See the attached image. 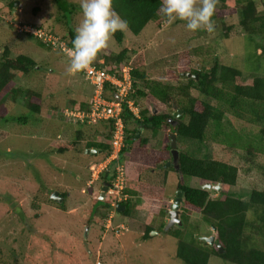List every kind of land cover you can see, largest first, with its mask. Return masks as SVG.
<instances>
[{
    "label": "rangeland",
    "instance_id": "1",
    "mask_svg": "<svg viewBox=\"0 0 264 264\" xmlns=\"http://www.w3.org/2000/svg\"><path fill=\"white\" fill-rule=\"evenodd\" d=\"M163 1L176 10L175 17L161 30L149 23L139 36H134L124 24L116 22L115 14L104 0H63L67 9L69 6L76 9L72 15L67 9L59 10V0H24L15 11L11 0H0V56L7 47L10 58L25 55L34 59L37 68L29 74H19L15 87L38 90L43 99L42 111L36 114L24 105L22 96L12 105L8 119L0 121V258L8 264L14 261L18 264H185L176 254L175 233L181 226L166 230L165 220L169 216L163 213L164 208L170 210L174 204L170 201L178 191L177 175L168 171L171 167L151 170L124 158L127 190L133 192L128 194L133 210L126 217L115 214L112 227L109 224L108 228L99 214L95 216L100 185L88 188L89 170L91 164L103 157L87 155L86 149L89 142L108 139L110 126L84 127L63 118L62 110L92 98L93 86L80 75H74L62 52L46 49L35 38L22 35L17 27L35 31L20 22L32 23L67 38L71 27L82 39L95 42L101 52L119 54L127 48L131 53L128 61L142 55L144 66L139 69L149 79L175 87L187 82L184 73L213 60L241 69L245 79L257 76L247 67L261 60L257 55L250 57L254 61L247 60L261 46L262 39L249 40L238 27L240 13L228 18L236 31L229 39H223L224 31L218 18H213V6L208 0ZM260 1L263 4L264 0ZM262 4L261 13H264ZM36 9L38 13L34 14ZM112 26L125 34L123 43L113 36ZM192 95L201 97L196 90H192ZM20 116L26 122H19ZM80 131L83 137L73 152L60 153L52 145L54 141L69 145L78 140ZM140 132V137L149 139L152 149L163 146L161 134L145 129ZM177 143L180 153L218 159L239 168L237 185L222 187L218 194L211 190L213 199L226 195L245 199L253 189H264L263 156L250 159L244 150L231 152L227 144L211 140L201 144L180 138ZM164 175L166 183H163ZM184 184L202 186L194 178H184ZM55 192L67 194L63 208L52 201ZM92 216L96 218L89 223ZM249 219L254 220L253 212ZM186 226V242L195 239L196 243L199 238L202 241L216 236L214 226L200 214H189ZM147 228L153 229L150 237H145ZM209 264L232 263L212 256Z\"/></svg>",
    "mask_w": 264,
    "mask_h": 264
},
{
    "label": "trees",
    "instance_id": "2",
    "mask_svg": "<svg viewBox=\"0 0 264 264\" xmlns=\"http://www.w3.org/2000/svg\"><path fill=\"white\" fill-rule=\"evenodd\" d=\"M62 1L59 0V10L66 11L67 7L63 6L65 2ZM104 2L115 14L116 22L124 24L134 36H139L149 23H153L161 30L176 15V10L163 0H104ZM208 2L213 6V18H218L219 27L224 31L223 39H229L231 33L236 31V27L228 22V18H233L238 13L242 17L238 27L245 32L249 40L254 42L256 37L262 39L261 46H257L254 54L247 60L254 61L250 57H255V55L261 60L256 64L253 62L247 67L251 73L257 76L245 79L241 69L213 60L207 64L201 63L199 69L189 72L193 76L198 75V80L185 76L187 82L175 87L149 79L146 72L139 69L144 66L142 55L136 56L130 63L133 69L132 79L135 90L131 99L136 106L141 108L140 105H142V108L139 118L127 109L123 114L127 147L123 150L122 159L127 157L132 164L151 170L162 169L172 160L171 148L168 145L170 134H176L178 139L182 138L201 144L209 140L227 144L229 151L244 150L250 159L257 156L264 157V63L262 61L264 60V13H261L263 6L260 5L262 2L260 0H208ZM67 10L72 15L76 9L69 6ZM37 13L38 9L34 14ZM25 25L58 37L60 41L67 44L68 48L76 51H80L82 48L80 36L71 27L68 33L70 38H67L42 26L27 22ZM111 29L115 39L119 43H123L125 34L113 26ZM22 35L35 38L46 49L50 48L61 52L58 48L50 47L44 40L38 39L32 33L22 32ZM93 44L92 63L94 65L101 66L99 60L104 59L107 66L115 62L121 66L128 60V57H131L127 48L119 54H113L98 51L99 46L95 42ZM6 49L8 48L5 47L3 56H0V121L8 119L12 105L17 104L18 99L22 96L28 110L36 114L41 113L43 99L40 91L15 87L18 75L29 74L37 68L36 61L25 55L10 58ZM65 57L67 58V56ZM206 67L207 71H204ZM192 90H196L201 97H194ZM87 107L88 104L81 103L74 108L86 109ZM179 110L183 111L181 120H178L179 113L177 117L173 115ZM63 113L61 114L66 121L84 126L81 123L70 121ZM174 120L177 121V125L173 127L171 122ZM18 121L26 122V119L20 116ZM103 125L108 126V124ZM131 125L132 128H130ZM142 129L149 130L155 135L161 134L163 146L158 150L152 149L148 138L144 136L138 138L137 134ZM112 131L113 129H110L111 134H106L108 139L103 142H89L87 149L102 150L106 155L110 150L109 141ZM77 135L78 140L67 146L58 144L57 141L52 142V145L60 153L73 152L81 142L83 133L80 131ZM179 164V171L174 167L168 170L177 175L179 181L177 188L184 192V203L181 206L180 215L183 225L175 233V237L178 239L177 257L185 264H209L212 256H219L232 264H264V247L260 246V244L264 246V189H253L247 197L248 199L231 197V195L213 199L210 190L202 189V186L186 185L184 178L199 179L202 185L222 184L224 189L226 186L237 185L240 176L239 168L218 159H201L182 152ZM112 169L111 167L109 173L103 176L102 181L109 182L111 180ZM168 171L165 170L167 173ZM164 176L163 183H166L167 176ZM125 192L126 194L133 193L130 190ZM216 193L218 194V192ZM61 196L66 200L67 194L61 193ZM123 204L126 206V211L119 214L124 217L130 216L133 210L131 200ZM60 207L63 208L64 204H61ZM108 207L109 202L107 201L102 208L95 210V216L99 214V219L104 220V211ZM251 212L254 214L253 221L249 219ZM191 213L200 214L204 220L216 228V240L225 250L224 254H221L215 245L211 246L204 240L201 241L200 238L198 241L196 240V243L195 239L192 242L185 241L186 224ZM95 216H92L88 222L91 223L92 219L96 218ZM152 231V228H147L145 237H150L149 234ZM85 252L88 254L86 249ZM8 263L0 258V264ZM14 264H18V262L14 261Z\"/></svg>",
    "mask_w": 264,
    "mask_h": 264
},
{
    "label": "built area",
    "instance_id": "3",
    "mask_svg": "<svg viewBox=\"0 0 264 264\" xmlns=\"http://www.w3.org/2000/svg\"><path fill=\"white\" fill-rule=\"evenodd\" d=\"M24 33H32L38 39H42L50 47L58 48L69 60L73 69V73L84 77L93 85L95 92L89 103V107L84 110H65L63 115L75 123H81L84 126H93L96 124H108L112 131L111 153L107 158L99 163H93L90 166L91 178L88 186L92 187L100 180L113 163H117L112 175L111 185L108 190V197L111 201L110 205L113 209L126 201L128 196L125 194L127 189V176L125 169L118 163L120 155L124 148L127 147L125 142L126 126L123 114L127 109L135 117L139 118L140 110L130 98L135 90L133 88L132 67L128 61L122 63L121 66L116 62L111 65H105V60L100 59L101 66L94 65L93 50L94 44L81 40V50L76 51L68 48L65 42L59 40L58 37L46 33L42 30H22ZM32 28L30 26H24ZM48 45H46L48 47ZM100 51V48L97 49ZM106 90L115 94L116 99L109 100L105 97ZM113 214L108 215L104 219L106 227L112 226Z\"/></svg>",
    "mask_w": 264,
    "mask_h": 264
},
{
    "label": "water",
    "instance_id": "4",
    "mask_svg": "<svg viewBox=\"0 0 264 264\" xmlns=\"http://www.w3.org/2000/svg\"><path fill=\"white\" fill-rule=\"evenodd\" d=\"M17 6V4H16ZM204 71H205V68H204ZM184 76L188 77V78H194L195 80H198L199 79V76L196 75V76H193L191 73H184L183 74ZM180 114L179 117H178V120H181L182 119V113L183 111L182 110H179L178 112H175L173 115L174 117H177V114ZM171 125L174 127L177 125V121L174 120L171 122ZM140 134L141 132L139 131L138 134H137V137H140ZM169 138H170V143H169V146L171 148V154H172V160L170 162L167 163V167H174L177 171L180 170V152L178 150V143H177V135L176 134H170L169 135ZM102 151H98V150H87L86 151V154L89 155H95V154H101ZM108 188H109V184L108 183H105L103 188H102V192L98 198V206H101L105 203V200H106V192L108 191ZM203 189L205 190H214L218 193L221 192L222 190V184H217V185H212V184H207L203 187ZM184 192L183 191H178L176 193V198H175V202L172 206V209L167 211L166 213L168 214L169 218L166 220V230H170L173 226L175 225H178V226H182L183 223H182V220L180 219V214H181V205L184 201ZM51 199L52 201H55L56 203H59V204H62L64 202V198L58 193V192H55L52 194L51 196ZM126 210V207L125 206H118L117 207V211L120 212V213H123L124 211ZM213 230L214 232H216V228L213 227ZM202 240H204L206 243H208L209 245L213 246L215 245L218 249H219V252L221 254H224L225 253V250L223 249L222 245L217 242L216 240V237L215 236H210V237H206V238H202Z\"/></svg>",
    "mask_w": 264,
    "mask_h": 264
},
{
    "label": "clouds",
    "instance_id": "5",
    "mask_svg": "<svg viewBox=\"0 0 264 264\" xmlns=\"http://www.w3.org/2000/svg\"><path fill=\"white\" fill-rule=\"evenodd\" d=\"M17 29V28H16ZM80 39H82L81 37H80ZM85 40V39H84ZM92 43V42H91ZM109 65H111V64H109ZM72 70V69H71ZM73 72V71H72ZM73 74V73H72ZM74 75H77V74H74ZM82 77V76H81ZM82 78H84V77H82ZM85 79V78H84ZM86 80V79H85ZM93 86V85H92ZM94 92H95V89H94V87H93V95H94ZM135 94V93H134ZM133 94V95H134ZM93 95H92V97H93ZM132 95V96H133ZM116 95L115 94H113L112 95V93L109 91V90H106V92H105V97H107V98H109V100H114V99H116V97H115ZM131 96V97H132ZM110 97H111V99H110ZM130 97V98H131ZM92 99V98H91ZM91 99L89 100V103H90V101H91ZM133 101V100H132ZM134 102V101H133ZM89 103H88V107H89ZM87 107V108H88ZM138 108H139V110L141 111V108L139 107V106H137ZM86 108V109H87ZM70 109H73V110H84V109H75L74 107H72V108H67V109H64V110H62V112H64L65 110H70ZM61 112V113H62ZM175 113V112H174ZM132 114V113H131ZM140 117V116H139ZM101 124H103V123H101ZM96 125H98V124H96ZM93 126H95V125H93ZM84 127H92V126H84ZM110 129H111V127H110ZM111 138H112V135H111ZM139 138V137H138ZM177 140H178V136H177ZM110 142H111V139H110V141H109V144H110ZM169 145V144H168ZM87 150H97V149H86V151ZM111 150H112V148H111V144H110V150H108V152L106 153V155H105V153L102 151V150H98V151H102V153L101 154H95V155H101V157H103V159H101V160H99V161H97L96 160V162L95 163H99V162H102V161H104L106 158H107V156L108 155H110V153H111ZM122 153H123V151H122ZM122 153H121V155H120V158H119V161H118V163L120 164V165H122L123 167H124V165H123V159H122ZM89 155H91V154H89ZM172 155V154H171ZM93 156V155H92ZM170 162V161H169ZM93 163V162H92ZM116 164L117 163H113L111 166H110V168H109V170L111 169V167L113 168L112 170H113V172H114V169H115V166H116ZM166 166V165H165ZM172 167V166H171ZM124 169H125V167H124ZM109 170L104 174V175H102V177L100 178V180L98 181V182H96L92 187H89L88 186V188L89 189H92V188H95L96 186H98V185H100V192H99V194H101V192H102V188H103V186H104V184L105 183H108L109 184V187H110V185H111V183H110V181L112 180V177H111V180L109 181V182H104V181H102L103 180V176H105L107 173H109ZM90 171V170H89ZM113 172H112V175H113ZM125 172H126V170H125ZM126 176H127V173H126ZM90 178H91V173H90ZM89 182V181H88ZM207 185V184H206ZM127 186H128V184H127ZM205 185H202V189H203V187H204ZM128 188V187H127ZM108 190H109V188H108ZM127 190V189H126ZM125 190V191H126ZM179 191H181V190H179ZM211 191V190H210ZM212 191H214V190H212ZM99 194L97 195V197H99ZM125 194H126V192H125ZM127 196H128V198H127V200L126 201H124V202H127V201H129L130 199H129V195L128 194H126ZM175 198H176V196L174 197V200H171V202H175ZM183 198H184V196H183ZM96 201L98 202V199L96 198ZM109 202V207L104 211V213H105V218L108 216V215H110V214H113V219H114V216H115V214H117V213H120V212H118L117 211V208L116 209H113L112 207H111V205H110V203H111V201L109 200V197H108V191L106 192V200H105V203L104 204H106V202ZM124 202H122V203H120L118 206H125L123 203ZM173 203H171V205L173 204ZM183 203H184V201H183ZM182 203V204H183ZM104 204L102 205V206H104ZM134 205V204H133ZM101 206V207H102ZM117 206V207H118ZM173 206V205H172ZM171 206V207H172ZM182 206V205H181ZM126 207V206H125ZM97 208H99V207H97ZM171 210V209H170ZM180 210H181V208H180ZM126 211V210H125ZM124 211V212H125ZM169 211V210H168ZM167 212V211H166ZM165 212V213H166ZM181 215V214H180ZM104 221V220H103ZM112 224H113V220H112ZM112 227V226H111ZM216 237V236H215ZM87 240V239H86ZM86 247V246H85Z\"/></svg>",
    "mask_w": 264,
    "mask_h": 264
},
{
    "label": "flooded vegetation",
    "instance_id": "6",
    "mask_svg": "<svg viewBox=\"0 0 264 264\" xmlns=\"http://www.w3.org/2000/svg\"><path fill=\"white\" fill-rule=\"evenodd\" d=\"M24 0H11V6H13L14 7V9L12 10V11H15V7H17V8H19V7H21V5H22V2H23ZM16 4H17V6H16ZM23 26H26L25 25V23L23 24V22H20ZM179 191V190H178ZM177 191V192H178ZM99 196H100V194H99ZM170 197H172V196H170ZM99 198V197H98ZM97 198V199H98ZM170 203H171V201H170ZM97 205H98V202H97ZM166 206V204L163 206V208ZM170 209H172V207L170 208ZM167 211V209H163V212L165 213Z\"/></svg>",
    "mask_w": 264,
    "mask_h": 264
},
{
    "label": "crops",
    "instance_id": "7",
    "mask_svg": "<svg viewBox=\"0 0 264 264\" xmlns=\"http://www.w3.org/2000/svg\"><path fill=\"white\" fill-rule=\"evenodd\" d=\"M89 103V101H86V104H88ZM178 179V178H177ZM179 182V181H178ZM170 198H172V197H170ZM171 200H173V199H171ZM166 215H167V213H166ZM168 218H166V220H167ZM166 220H165V222H166Z\"/></svg>",
    "mask_w": 264,
    "mask_h": 264
}]
</instances>
